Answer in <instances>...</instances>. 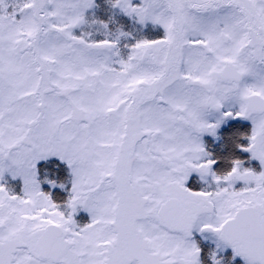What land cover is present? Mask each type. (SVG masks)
I'll list each match as a JSON object with an SVG mask.
<instances>
[{
  "label": "snow or ice",
  "instance_id": "obj_1",
  "mask_svg": "<svg viewBox=\"0 0 264 264\" xmlns=\"http://www.w3.org/2000/svg\"><path fill=\"white\" fill-rule=\"evenodd\" d=\"M111 6L165 37L119 58L127 33L74 34L94 0H0V181H23L0 183V264H200L194 227L264 264V172L234 160L218 176L200 142L222 122L209 113L238 106L222 119L251 120L242 151L264 166V0ZM51 157L72 171L63 206L37 182ZM194 172L215 187H185Z\"/></svg>",
  "mask_w": 264,
  "mask_h": 264
},
{
  "label": "rangeland",
  "instance_id": "obj_2",
  "mask_svg": "<svg viewBox=\"0 0 264 264\" xmlns=\"http://www.w3.org/2000/svg\"><path fill=\"white\" fill-rule=\"evenodd\" d=\"M7 2L11 4L13 3V0H7ZM131 2L133 6H139L141 4V0H131ZM11 10L12 9L9 8V11ZM85 20L86 23L82 25L80 28L75 30L74 32L75 35L81 36L83 34L85 37L89 39L101 40L104 39L105 36H108L109 38L112 39H116V37L119 35V32L121 31L128 34L127 38L120 37L119 39L118 42V50L120 52L119 58L126 59L127 55L130 54L131 46L140 40H145V39L154 40V39H162L165 37L164 29L161 26L154 25L151 22H147L144 25H140L139 23H137L135 17H129L124 13H122L118 8H113L111 6V0H94V7L86 10L85 12ZM102 24L108 25L107 30L101 27ZM124 25H126L127 27ZM135 32L141 33L142 36L136 35ZM150 32L151 34H149ZM159 35L162 36V38L159 37ZM145 36H148L149 38L147 37L144 38ZM229 107L238 108V106H226L221 110V112ZM206 119L212 120L213 118L211 115H209L208 117H206ZM235 120L236 119L232 118L231 121H235ZM205 136L206 134L200 137L201 144ZM65 164L66 167H63V172L69 173L71 178L69 179L68 183L62 184V187H59L58 189L60 191L58 196V200H59L58 205L61 206H63L66 203V201L70 198L72 181H73L72 171L68 167L66 162ZM6 175L11 176L10 174L7 173ZM196 176H199V174L194 172L190 175L189 178H195ZM244 187H245L244 185H238L236 183L233 186V189L239 191ZM73 218L76 221L77 225L80 227H84L85 225L91 222L90 214L83 209H78L77 213L74 215ZM197 234H199L200 237H202V239L209 240L215 246L218 253L221 252V250L223 249L224 245L218 243V239L215 234L211 232H200V231H198ZM191 242L194 243L193 241ZM238 259L242 260L244 264H247V262L244 259H242V257Z\"/></svg>",
  "mask_w": 264,
  "mask_h": 264
},
{
  "label": "flooded vegetation",
  "instance_id": "obj_3",
  "mask_svg": "<svg viewBox=\"0 0 264 264\" xmlns=\"http://www.w3.org/2000/svg\"><path fill=\"white\" fill-rule=\"evenodd\" d=\"M126 30V29H125ZM136 35L138 36H142L141 33L135 32ZM151 34V32H150ZM149 38L148 36H145L144 38ZM238 108H234V107H229L227 109H225L224 111L220 112V113H216V112H212L209 113L207 115V117L209 115L212 116V120H208V122L210 123H215L217 120H222L219 128L217 129L216 135L212 136V135H208L206 134V136L203 138L202 140V146L204 147L205 151L207 153H209L210 158L214 159L217 161V163L213 166L212 171L216 173V175H224L226 174L228 171L231 170L232 168V161L234 160H240L242 162V167L244 169H249L251 171H253L255 174H260L261 172H264V166H261L260 162L256 159H253L251 157V153L248 152H244L242 151V148L247 147L248 146V139H246V137L251 135V130H252V123L251 120L249 119H243V118H236L235 121H231L232 118H225L222 119V113L225 111H232L233 114L235 115V113L238 111ZM232 128H238L239 130V142L236 144V149H235V154L233 156L230 155H226V153L224 152V138L223 135L226 134L227 132H229ZM223 156L228 157L227 161H223ZM40 175L39 178L44 179L46 177H56L58 175V173H60V167L57 164H49V165H43L40 168ZM4 178H12V176L6 175L4 176ZM207 183L205 185H202L201 189L199 190H203L205 188L208 187L209 184H212L213 187H215V185L213 184V178L211 175H209L207 178ZM38 182V181H37ZM57 181H53V184H50L48 187V191L50 193H55L56 191H58L59 189V183H56ZM204 182V180H203ZM6 185V183H4ZM238 185H244V183L242 181H238L237 182ZM22 186L18 187V188H22L23 187V182L22 184H20ZM9 186V185H6ZM19 186V185H18ZM41 186V191L44 192L45 189V184L44 185H40ZM245 186V185H244ZM17 190V186L14 188ZM12 190V189H10ZM191 190V189H190ZM199 190H193V191H199ZM45 193V192H44ZM199 228L198 227H194L192 230V235L191 238L193 240L194 243H200L201 242V238L200 235L194 232H198ZM218 239V237H217ZM218 243H220L221 245H224L223 249L221 250V252L224 253H228L231 256L235 255L234 250L232 249L231 246L224 244L223 242H221L218 239ZM200 249V248H199ZM200 255H201V249H200ZM237 256V255H236Z\"/></svg>",
  "mask_w": 264,
  "mask_h": 264
},
{
  "label": "trees",
  "instance_id": "obj_4",
  "mask_svg": "<svg viewBox=\"0 0 264 264\" xmlns=\"http://www.w3.org/2000/svg\"><path fill=\"white\" fill-rule=\"evenodd\" d=\"M238 137H239L238 128H232L229 132H227L226 134L223 135V138H224V147L223 148H224V152L226 153L227 156L228 155L233 156L236 153L235 152L236 144L239 142ZM228 157L223 156L222 157L223 161L229 160ZM64 178L65 177H63L62 181H64ZM202 259L204 260L203 261L204 264H212L210 257H208L206 253L202 257Z\"/></svg>",
  "mask_w": 264,
  "mask_h": 264
},
{
  "label": "clouds",
  "instance_id": "obj_5",
  "mask_svg": "<svg viewBox=\"0 0 264 264\" xmlns=\"http://www.w3.org/2000/svg\"><path fill=\"white\" fill-rule=\"evenodd\" d=\"M208 176H209V175H204V176H201V175H200L201 179H202V180H204V181H205V183H207V180H206V178H207Z\"/></svg>",
  "mask_w": 264,
  "mask_h": 264
}]
</instances>
